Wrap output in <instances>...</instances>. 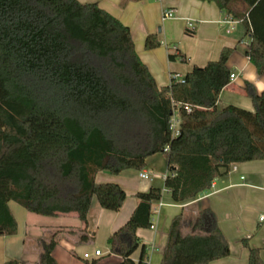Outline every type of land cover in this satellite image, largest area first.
Listing matches in <instances>:
<instances>
[{
  "label": "trees",
  "instance_id": "trees-1",
  "mask_svg": "<svg viewBox=\"0 0 264 264\" xmlns=\"http://www.w3.org/2000/svg\"><path fill=\"white\" fill-rule=\"evenodd\" d=\"M211 1L244 22L248 61L263 73L264 0ZM159 46L155 35L144 40L145 50ZM232 52L224 48L218 60L193 67L182 81L157 87L129 28L97 5L0 0V237L17 233L10 202L44 217L76 213L84 227L93 198L100 208L117 212L125 192L117 184L95 183V174L141 171L156 154L166 160L164 189L174 204L209 191L232 164L264 161V91L258 94L246 84L253 111L216 105L229 83ZM168 59L186 62L176 51ZM175 112L177 136L170 129ZM162 196L155 187L137 193L131 216L108 237L109 253L120 264H147L136 231L150 228L152 204ZM181 219L179 214L170 223L160 264H209L228 257L210 209L197 212L184 236ZM58 232L41 243L39 264H56ZM243 246L247 264H264L259 249L245 240ZM139 247L134 263L130 256Z\"/></svg>",
  "mask_w": 264,
  "mask_h": 264
},
{
  "label": "crops",
  "instance_id": "crops-1",
  "mask_svg": "<svg viewBox=\"0 0 264 264\" xmlns=\"http://www.w3.org/2000/svg\"><path fill=\"white\" fill-rule=\"evenodd\" d=\"M76 1L97 5L129 28L135 52L157 87L167 86L176 74L184 76L193 67H203L218 60L222 49L231 48L233 52L226 66L235 79L220 92L217 107L221 109L231 105L253 111L251 100L244 91L246 84H250L258 94L264 91V72L257 73L246 55L250 35L244 22L228 17L211 0ZM164 10H171L174 18L162 20ZM188 21L193 22V29L187 27ZM226 21L236 22L230 24ZM148 35L156 36L160 42L158 48L145 50L144 40ZM174 51L184 56L186 62L179 59L170 61L168 55ZM141 172H146L148 177L140 178ZM166 174V160L161 154L147 158L141 171L125 170L117 175L108 171L97 172L95 183L117 184L125 192V200L117 212L100 208L93 198L85 227L76 213L54 217L29 213L25 233L20 237L22 247L15 252L18 258H12L15 257L10 248L13 241H3V259H15L19 264H39L41 243H47L58 230L61 232L55 238L57 244L52 251L56 264H120L121 258L109 253L107 239L131 216L136 206L135 195L155 187L162 189L163 196L152 204L150 222L154 228L136 231L144 246L147 264H160L169 226L175 216L182 215L181 234L184 236L192 231L197 212L204 208L214 213L229 249L228 257L209 264H247L248 250L243 246V240L250 248L260 250L264 262V220L260 221V216H264V161L232 164L224 177L212 182L209 191L184 204L170 201L169 192L164 189ZM188 211L191 212L189 218ZM17 236L18 224L16 235L0 238L13 240ZM95 251L100 255L96 256ZM141 251L139 247L130 256L134 263L138 262ZM84 254L89 258H84Z\"/></svg>",
  "mask_w": 264,
  "mask_h": 264
},
{
  "label": "rangeland",
  "instance_id": "rangeland-1",
  "mask_svg": "<svg viewBox=\"0 0 264 264\" xmlns=\"http://www.w3.org/2000/svg\"><path fill=\"white\" fill-rule=\"evenodd\" d=\"M8 207H9L12 215L14 216V218L18 224V236H17V238H14L13 240H9V239L3 240V238H0V262L6 261V259H3L4 253H2V251L4 250V244H3L4 242L3 241H13V243L10 246V248L12 249L11 254H15L16 250H18L22 247L20 237L25 233L26 224H27V215L29 214L27 211H25L23 208H21L20 206H18L17 204H15L13 202L9 203ZM186 214L188 215L187 218H189L191 215V212L188 211ZM17 254L12 255V256H15L12 258H18ZM11 260H15V259H11Z\"/></svg>",
  "mask_w": 264,
  "mask_h": 264
},
{
  "label": "built area",
  "instance_id": "built-area-1",
  "mask_svg": "<svg viewBox=\"0 0 264 264\" xmlns=\"http://www.w3.org/2000/svg\"><path fill=\"white\" fill-rule=\"evenodd\" d=\"M172 18H174V17L172 15L171 10H164L163 11L162 20L172 19ZM235 22L236 21H226V23H230V24L235 23ZM187 27L189 29H193V22L192 21H188L187 22ZM171 79H175L176 81H182L183 76L176 74V75L172 76ZM234 79H235L234 74H231L229 76V81H232ZM184 110L189 112L190 111V107L189 106H184ZM178 125H179V120H178L177 114L175 112V113H173L172 118L170 119V129L172 131V135L173 136H177L178 135ZM167 150H168V147H166L164 149V152H167ZM139 177L140 178H147L148 174L146 172H141V173H139ZM159 205H161L160 202H159ZM263 220H264V216H260V221H263ZM153 228H154V226L151 224L150 225V229H153ZM95 255L96 256L100 255V252L99 251H95ZM83 257L87 259V258H89V255L88 254H84Z\"/></svg>",
  "mask_w": 264,
  "mask_h": 264
}]
</instances>
